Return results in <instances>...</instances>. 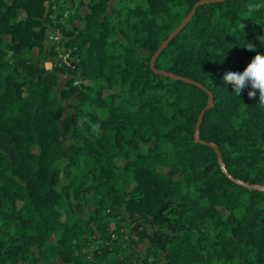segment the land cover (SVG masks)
<instances>
[{"label":"trees","instance_id":"16d2710c","mask_svg":"<svg viewBox=\"0 0 264 264\" xmlns=\"http://www.w3.org/2000/svg\"><path fill=\"white\" fill-rule=\"evenodd\" d=\"M75 1L87 11L80 14ZM123 1L0 0V264H56L51 253L62 264H95L63 246L89 222H106L107 205L123 206L149 241L136 264H264V106L258 90L240 98L223 81L225 70H242L256 54L242 46L264 35V0L199 4L153 67L155 51L200 0H144L146 10L125 13ZM55 31L74 49L67 114L51 95L58 69L43 66ZM157 71L211 92L202 142L194 134L207 92ZM74 77L81 83L73 86ZM61 173L68 183L59 191ZM130 179L134 187L123 191ZM183 182L198 184L196 198L182 192ZM89 202L96 207L85 219ZM148 223L151 234L138 231ZM57 230L61 237L48 241Z\"/></svg>","mask_w":264,"mask_h":264},{"label":"rangeland","instance_id":"374dc122","mask_svg":"<svg viewBox=\"0 0 264 264\" xmlns=\"http://www.w3.org/2000/svg\"><path fill=\"white\" fill-rule=\"evenodd\" d=\"M75 7H77L78 12L83 14L87 11V8L84 5L79 6L76 1L74 3ZM122 8V12L125 13L127 10L131 9H141L146 10L147 4L144 0H124L123 3L120 5ZM73 10H70V13ZM69 11H66L64 14V21L68 18ZM73 23L78 26L82 27L83 23L79 20L74 18ZM4 41H8V36H3ZM67 41V38L65 39ZM48 44L49 49L45 54H50L53 51V54H50L48 61L43 62V66L45 69H51L55 67L58 69V82L55 86L53 93L51 94L64 107V114L72 113L67 105L68 101L71 98L64 97V91H66V82L73 77L74 73L71 74L69 71L73 69L72 65L70 64V59L73 58L72 53H74V49L68 48L64 44V39L62 38L61 34L58 31H55L48 36ZM36 54V50H22L21 56L23 57H33ZM10 63H15L13 59V53L11 51H7L4 57ZM61 69V70H60ZM80 81L77 80L75 77L72 78V85H78ZM81 83V82H80ZM95 87H100V81L93 83ZM115 91V89H113ZM111 90H102V94L106 95ZM97 113V117L100 120H104L105 115L101 110H95ZM97 134H103V130L98 128ZM70 143H75L78 145L80 142L67 140L65 142L66 145ZM143 149H145L143 147ZM129 155H132L133 152L128 150ZM124 154H121L119 157L115 159L116 164L121 165L124 162ZM62 166L63 163H60ZM157 171L166 172V168L163 167H156ZM175 178L180 179L179 175H176ZM68 183V178L64 173H61L59 181L56 185L57 190L60 191L62 186ZM134 187V182L130 179L124 187L122 188L123 191H129ZM197 187L198 184L195 183H185L183 182L181 185L182 192L189 193L193 198L197 197ZM71 195V190H70ZM71 198V197H70ZM92 198V191L89 195V199ZM73 202L74 200L71 199ZM95 204L93 202H89L86 204V211L83 213V217L87 219L88 213H92L95 210ZM225 213V212H224ZM101 217H105L106 222H102L101 220L91 221V226L88 230H86L83 234L80 235L79 238H71L70 242L67 245L63 246L64 252L67 249L73 250V256L75 260L83 261L85 263L91 262L95 264H136V256L140 260L145 253L146 247L149 245V241L147 238L140 239L138 234H136L135 223L131 222L128 219L127 214L123 210V206L117 205H107L106 210L104 213L100 214ZM155 229V226L148 223L145 224L143 227L139 226L138 231H141L145 234H151ZM61 237V230L54 231L50 233L48 241L55 242L58 238ZM66 253V252H65ZM50 259L53 263L62 264V258L57 254H49ZM138 260V261H139ZM151 259H148L147 262H142V264H146L150 262Z\"/></svg>","mask_w":264,"mask_h":264},{"label":"clouds","instance_id":"9594fccd","mask_svg":"<svg viewBox=\"0 0 264 264\" xmlns=\"http://www.w3.org/2000/svg\"><path fill=\"white\" fill-rule=\"evenodd\" d=\"M257 40L259 43L247 40V44L242 46L256 53L247 66L242 70L235 68L225 70L223 81L227 82L226 86L231 84L234 88V91L232 92L240 98L241 93L246 88L249 89L247 94L250 98L256 97L258 90L259 99L257 103L264 106V52L257 51L258 48L264 45V35H258Z\"/></svg>","mask_w":264,"mask_h":264},{"label":"water","instance_id":"95a60500","mask_svg":"<svg viewBox=\"0 0 264 264\" xmlns=\"http://www.w3.org/2000/svg\"><path fill=\"white\" fill-rule=\"evenodd\" d=\"M210 1H221V0H200L198 1L197 3H195V5L193 6L192 10L188 13V15L185 17V19L173 30L169 33V35L166 37V39L160 44V46L158 47V49L155 51L151 61H150V66L153 67V63H154V60L155 58L158 56V54L165 48V46L168 44V42L171 40V38H173L184 26L185 24L188 22V20L192 17L196 7L201 4V3H205V2H210ZM157 72H160L164 75H168V76H171V77H174V78H177V79H181V80H184L186 82H189V83H192L196 86H198L199 88H201L202 90H204L205 92H207L208 96H209V101L207 103V105L201 110L199 116H198V119H197V122H196V128H195V134H194V138L197 142H202L201 139L199 138V134H198V131H199V127H200V124H201V121H202V118H203V115L205 113V111L209 108L212 107L213 105V97H212V94L209 90H207L201 83L195 81V80H192V79H189V78H186V77H182V76H178V75H175L173 73H169V72H165V71H157ZM207 145H209L210 147H212L216 152H217V156H218V159H219V162H221V154L218 150V148L212 144V143H209V142H206Z\"/></svg>","mask_w":264,"mask_h":264}]
</instances>
